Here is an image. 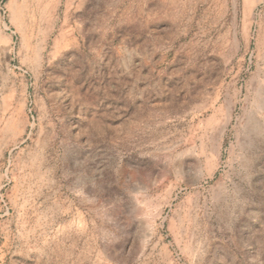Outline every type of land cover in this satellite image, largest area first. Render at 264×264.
<instances>
[{"label": "rangeland", "instance_id": "obj_1", "mask_svg": "<svg viewBox=\"0 0 264 264\" xmlns=\"http://www.w3.org/2000/svg\"><path fill=\"white\" fill-rule=\"evenodd\" d=\"M0 264H264V0H0Z\"/></svg>", "mask_w": 264, "mask_h": 264}]
</instances>
